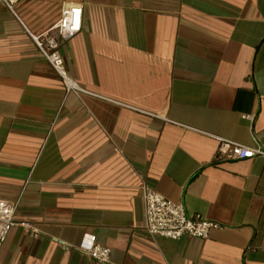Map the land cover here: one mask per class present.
<instances>
[{"label":"crops","instance_id":"crops-1","mask_svg":"<svg viewBox=\"0 0 264 264\" xmlns=\"http://www.w3.org/2000/svg\"><path fill=\"white\" fill-rule=\"evenodd\" d=\"M72 5L60 53L81 94L26 32ZM213 136L264 149V0L0 2V199L39 231L13 227L0 264H100L84 234L105 264H264V158L216 160ZM142 182L221 228L151 237Z\"/></svg>","mask_w":264,"mask_h":264},{"label":"built area","instance_id":"built-area-1","mask_svg":"<svg viewBox=\"0 0 264 264\" xmlns=\"http://www.w3.org/2000/svg\"><path fill=\"white\" fill-rule=\"evenodd\" d=\"M21 0H0L8 10L15 14V6ZM82 28V7H64L59 19L50 29L33 34L26 29L41 56L59 77L66 93L81 94L84 89L68 72L60 53L61 43L69 40ZM56 33L55 36L53 33ZM218 145L214 158L219 161H238L264 158V149L249 147L230 139L213 136ZM145 206V231L151 237L178 241L185 237L206 239L211 231L221 226L200 214L187 213L183 204L174 203L154 190L146 182L140 185ZM19 201L0 199V251L10 230L20 227L28 231L30 237L39 234L38 229L29 221L16 219ZM67 245H65V248ZM78 249L100 264L109 263L111 250L97 243L92 235L84 234Z\"/></svg>","mask_w":264,"mask_h":264}]
</instances>
